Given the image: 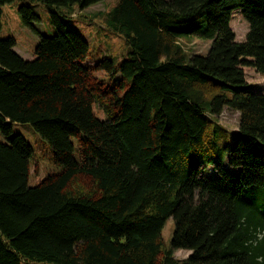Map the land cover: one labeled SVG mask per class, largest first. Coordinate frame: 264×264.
Returning a JSON list of instances; mask_svg holds the SVG:
<instances>
[{
    "label": "trees",
    "instance_id": "16d2710c",
    "mask_svg": "<svg viewBox=\"0 0 264 264\" xmlns=\"http://www.w3.org/2000/svg\"><path fill=\"white\" fill-rule=\"evenodd\" d=\"M20 1L24 26L39 3L54 32L30 59L0 37V264H264V89L244 70L264 76V0H117L104 23L126 54L93 65L65 19L102 0ZM187 35L210 39L207 52L187 55ZM224 108L238 112L235 132L216 119ZM14 123L59 167L34 185Z\"/></svg>",
    "mask_w": 264,
    "mask_h": 264
},
{
    "label": "rangeland",
    "instance_id": "374dc122",
    "mask_svg": "<svg viewBox=\"0 0 264 264\" xmlns=\"http://www.w3.org/2000/svg\"><path fill=\"white\" fill-rule=\"evenodd\" d=\"M117 0H102L90 5L85 9H76L72 17L66 18L65 23L69 28L75 29L88 43V56L86 64L93 65L98 59L108 56L115 62L120 61L126 54L124 40L112 33L105 25V13L116 3ZM25 1L16 0L10 5L1 8L0 13V37L11 36L15 40L13 50L25 59L33 56V51L39 40V35H48L54 32L49 21L47 9L42 4H33L38 20L33 22L34 29L24 26L18 14L17 7ZM29 3V2H28ZM230 27L234 32L235 40L242 41L248 29L247 22L239 14L233 15ZM183 51L187 54H205L211 44L210 39L195 35H187L178 39ZM245 80L257 91L264 89V76L252 68H245ZM98 79L107 80L102 71H96ZM218 123L229 132H235L238 125V112L224 108L216 118ZM13 132L20 133L25 140L33 147V155L29 162L28 184L34 185L39 176L55 172L59 167L53 162V155L49 145L34 131L27 123H14ZM73 187H80L82 190L88 188V181L83 176L76 177ZM173 220L167 218L162 228L161 236L164 248L169 246L172 236ZM190 251L185 249L175 250L174 257L184 260ZM45 264V263H32Z\"/></svg>",
    "mask_w": 264,
    "mask_h": 264
}]
</instances>
